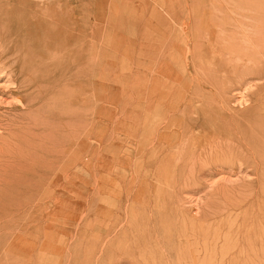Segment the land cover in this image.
<instances>
[{
  "label": "rangeland",
  "instance_id": "obj_1",
  "mask_svg": "<svg viewBox=\"0 0 264 264\" xmlns=\"http://www.w3.org/2000/svg\"><path fill=\"white\" fill-rule=\"evenodd\" d=\"M41 1L24 0L25 3L16 5L11 0H0V36L1 40L7 39L11 31L4 24L5 19L12 22L18 14H38L44 24L47 14L44 10L49 6L57 24L71 22L75 32L82 28L87 32L83 52L77 41L70 47L74 50L70 57L71 61L75 60L74 65L86 54L89 67L85 73L77 67L52 75L46 70L36 73L40 85H74L69 114L74 159L68 172L59 163L51 197L55 203L40 204L54 208L70 194L71 205L67 212L57 216L46 211L31 212L40 194L23 188L27 187L31 174L17 176L15 170L24 164V161L17 163L22 156H27L25 168L31 170L35 165L30 152L46 135L48 112L44 105L36 124L23 120V116L32 113L31 109L21 105L22 92L10 63L0 65V119H5L0 122V148L4 147L5 138L15 147V153L0 167V184H3L0 196L6 194L8 198L7 210L0 211V264H141L140 239L136 233L145 229L148 218L167 220L165 225L174 227L178 216L173 215L177 211L205 220L202 230L208 229L210 237L218 234L219 238L209 241L210 249L215 248V259L210 264H264V143H251L259 149L255 160L198 164L196 183L189 178L185 180L187 170L173 177L162 154L153 153L156 130L172 114H181L184 110L186 117H195L192 100L205 106L209 98L215 104L216 92L222 89L235 106V113L244 115L242 131L246 128L247 116L251 117V124L255 121L257 125L264 124V82L255 81L254 76H249L250 81H235L236 50L217 40L216 30L210 41H203L199 49L204 55L205 71L211 73L212 79H218L210 81L221 85L190 81L194 66L188 58V69L184 67V57L190 53L183 44L186 38L192 37L190 28L199 24L222 28L237 26V23L260 25L264 22V0ZM148 2L155 7L170 6V15L166 14V19H170L166 22L157 19V24L143 27L136 42L127 40L136 38L138 23L142 20L138 18L136 25L126 28L127 21L122 20L123 4ZM138 10L128 12L133 16ZM31 34L47 44L43 49L40 47L42 51L46 47L52 50V43L58 42L54 50L63 51L62 39L53 41L39 32ZM201 34L206 33L200 31ZM232 44L242 46L243 43L233 39ZM66 174H69L68 183ZM109 182L120 187L113 195L115 204L110 223L106 192ZM19 203L23 209L18 207Z\"/></svg>",
  "mask_w": 264,
  "mask_h": 264
},
{
  "label": "bare ground",
  "instance_id": "obj_2",
  "mask_svg": "<svg viewBox=\"0 0 264 264\" xmlns=\"http://www.w3.org/2000/svg\"><path fill=\"white\" fill-rule=\"evenodd\" d=\"M22 1L24 2V0H11L14 4L19 2L22 3ZM41 2L43 3L44 0ZM67 5L69 7H67V11H70L68 1ZM56 6L58 5L56 4ZM63 6L66 7V4L64 3ZM50 7L51 6H49V8L46 7L47 10H44L47 13L45 16V20L47 21L44 20V24L42 23V16L40 17L35 13L27 16L18 14L17 17L12 18V22L9 19H5L4 24L8 25L11 33L8 37L6 35L7 39L5 40H1L0 36V65H7L10 63L13 68V74H16V79L19 83L17 87L22 92L21 97L23 101L21 105H24L26 109H31L32 113L26 117L23 116V120H28V124H36L42 106H46L48 114L46 113L45 119H49L45 124L46 135L43 139L38 141V144L33 148L34 150L30 152L34 157L33 160L35 161V165L31 167L32 171L25 168L27 165V156H22L18 158L17 163L19 164L20 161H24V164L20 165V168L15 171H18L16 173L17 176L31 174L26 184L27 187L23 188L29 191L36 190V192L40 194L38 197V204L30 209L31 212L37 213L39 211H46L48 214H56L57 216V214L65 213L69 210L71 205L70 194L62 203L57 204L54 208H45V206L40 204L42 202L48 203V201H53L51 197L54 193L53 186L56 184L57 172L60 169L59 163H62L64 170L68 172L74 159L71 133L72 124L69 117L72 112V86L74 85H70L67 82V85H40L39 76L36 73L41 74L42 71L45 72L46 70L48 74L51 73L52 75L53 72L55 74V72L59 70L63 71L64 69L73 67H77L82 73H85L86 69L89 67V62L86 61L85 53H83V55L81 54L83 57L82 59L79 58L80 60L75 63L76 65L73 64L75 60L74 62L70 60L71 51H74L71 50L70 47L73 46L75 41H77V43L79 42L78 46L80 50L82 52L84 51L86 47V30L82 28L80 30L77 29L78 32H75L74 23L71 24V22V25L63 21L61 24H57V22L54 21V14H52V8ZM63 16H66V13H64ZM69 16L71 15L68 14V17ZM182 28L184 27L182 26ZM214 30L217 31L215 34L217 40H220L221 43H226V47L236 50L233 59L236 62V67L233 71V78L236 79L235 81L238 83L250 81L251 78L249 76H254L255 81L264 82V22L260 25H240V23H237V26H230L227 28H222V26L218 27L213 24H199L196 28L191 27L190 34L192 37H190L191 39L186 38L183 43L184 47L187 46V52L190 53V56L186 55L184 57V67L188 69L186 67L188 58L191 60L192 67L194 66L193 69L195 73L190 81L196 84H204V82H207L209 85H221V82L219 83L217 81L218 83H213L210 81V79L213 81L218 79H212L211 73L205 71V64L203 63L204 55L201 54L199 49V46L204 45L203 41H210ZM200 31H205L206 34H201L199 36ZM231 31H233L234 34H231ZM38 32L44 36H48V38L53 39V41L62 39L63 51L57 53L53 48V46H59V42L57 45H53L54 43H52V50L46 47V50L42 51L41 48L43 49V46L45 47L47 44L31 34H36ZM74 32L78 37H75ZM233 39L241 41L243 43L242 46L232 44ZM240 64L242 67H240ZM51 78H53V81L54 76ZM156 82H159V79ZM80 87L82 89V86ZM83 88L85 87L83 86ZM216 95L218 96V101L215 104L210 103L208 100L209 98H206L207 102H205V106L202 105L203 103L197 105L195 101L192 100L193 106H195V117H193V115L191 116V114V117H186L185 111L183 110L181 114H172L162 125V128L159 127L156 130L153 153L155 152L156 155L162 154V159L166 160V165H168V168L171 170L173 177L176 178L178 175L181 176V174H184L187 170L185 180L189 178L192 182L196 183L195 168H197L196 166L198 164L205 165L218 162L234 164L239 161H245L246 159L255 160L258 157L259 149L255 147V143H264V129H262L264 124L257 125L256 121L254 124H251V117L247 116L246 128L242 131L241 122L244 115L242 116L241 114L235 113V106L231 104L230 100H227L226 92L223 89L216 92ZM176 96L177 95H175V98ZM42 100L45 101L46 104H43L44 102H42ZM79 103L81 102L79 101ZM169 105H171V103ZM1 120L3 121L5 119H0V122ZM252 142H255L254 146H252ZM2 145L4 147L0 148V167L4 166L7 163L6 160L15 153V147L8 139L5 138ZM124 154L126 155V153ZM45 163L47 164L46 169L44 168ZM64 178L65 182L68 183L69 174H66ZM142 181L143 179L141 182ZM108 185L109 188L106 192L109 195L107 197L109 221L112 219V212L115 204L113 195L115 192H119L120 187L118 183L115 182H109ZM2 189L3 184H0V194L3 193ZM6 189L7 188L4 190L5 193ZM20 189L16 191L17 195ZM15 200L19 201L18 198H15ZM7 201L8 198L6 194L0 196V211L7 210V208H5L7 206ZM20 203L18 207H21ZM116 206L118 205L116 204ZM21 208L23 209V207ZM173 216H178V219L173 222L175 228L165 225L168 222L167 220L148 218L145 222L146 227L142 230L143 232L139 231L136 233L137 238L140 239V246L138 245V247L141 248L139 255L140 263L210 264L213 262L215 259V248L213 247L210 249L209 241H215V239L219 238V236H217L218 234L210 237L208 229H205L206 231L202 230L205 220L199 219L194 215H187L181 211H177V214ZM108 223H110V221ZM226 236L227 235L224 237ZM146 250H148V254H146Z\"/></svg>",
  "mask_w": 264,
  "mask_h": 264
},
{
  "label": "crops",
  "instance_id": "obj_3",
  "mask_svg": "<svg viewBox=\"0 0 264 264\" xmlns=\"http://www.w3.org/2000/svg\"><path fill=\"white\" fill-rule=\"evenodd\" d=\"M150 4L151 3H149V2L148 3H139V4L136 3L135 5H134V3H124L123 4L122 9L125 11L123 12L122 20L127 21V23H126L127 27L126 28H128L129 26L133 27V25H136V21L138 18L142 20L141 22L138 23V24H140V26L142 25V27L139 26L136 38H132V39L129 38L127 40L136 42L137 38L139 36H141V33L144 31L143 27L148 26V28H149L150 26H153L157 22V19L160 21H163V22H166V20L168 18L170 19V17H167V19H166V14L168 15V13H169V15H170V9H171L170 6L164 5L161 8V7H155L153 5V3H152V6ZM132 10H138V13L137 12L135 14L133 13V16H132L131 13L128 12V11H132ZM142 28H143V30H142ZM148 28H146V30H148ZM145 35H147V33Z\"/></svg>",
  "mask_w": 264,
  "mask_h": 264
}]
</instances>
